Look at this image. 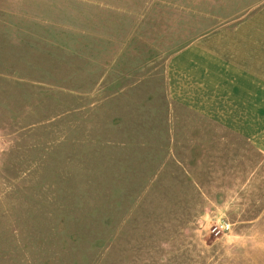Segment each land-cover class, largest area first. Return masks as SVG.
<instances>
[{"label":"rangeland","instance_id":"obj_1","mask_svg":"<svg viewBox=\"0 0 264 264\" xmlns=\"http://www.w3.org/2000/svg\"><path fill=\"white\" fill-rule=\"evenodd\" d=\"M256 4L0 0V264H264V119L171 74Z\"/></svg>","mask_w":264,"mask_h":264},{"label":"crops","instance_id":"obj_2","mask_svg":"<svg viewBox=\"0 0 264 264\" xmlns=\"http://www.w3.org/2000/svg\"><path fill=\"white\" fill-rule=\"evenodd\" d=\"M171 63L177 99L252 134L245 120L264 119V5L187 47Z\"/></svg>","mask_w":264,"mask_h":264},{"label":"built area","instance_id":"obj_3","mask_svg":"<svg viewBox=\"0 0 264 264\" xmlns=\"http://www.w3.org/2000/svg\"><path fill=\"white\" fill-rule=\"evenodd\" d=\"M226 227H227V225L221 224L216 228H218V231H220L221 229H225Z\"/></svg>","mask_w":264,"mask_h":264}]
</instances>
